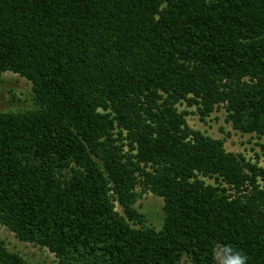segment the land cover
I'll use <instances>...</instances> for the list:
<instances>
[{
    "label": "trees",
    "instance_id": "16d2710c",
    "mask_svg": "<svg viewBox=\"0 0 264 264\" xmlns=\"http://www.w3.org/2000/svg\"><path fill=\"white\" fill-rule=\"evenodd\" d=\"M7 72L35 104L0 113V225L20 242L60 264H218L225 245L264 264V166L186 121L222 108L264 138V0H0ZM0 264L30 263L0 239Z\"/></svg>",
    "mask_w": 264,
    "mask_h": 264
},
{
    "label": "rangeland",
    "instance_id": "374dc122",
    "mask_svg": "<svg viewBox=\"0 0 264 264\" xmlns=\"http://www.w3.org/2000/svg\"><path fill=\"white\" fill-rule=\"evenodd\" d=\"M35 107L32 85L24 78L13 73L0 74V113L19 111ZM183 110L184 107H180ZM186 117L187 124L193 130L200 131L205 136L214 139H225V149L228 152L242 154L251 162H258L264 166V138L254 135H243L234 131L225 121L226 113L222 108L214 111L209 117L202 120L193 108ZM208 184L213 180L205 179ZM139 191V189H137ZM135 207L144 215L146 224L159 229L163 219V200L151 193L143 194ZM120 211V208L117 207ZM0 239L5 242L10 251L17 252L30 264H60L48 250L27 243L20 242L13 233L0 225ZM180 264H190L183 260Z\"/></svg>",
    "mask_w": 264,
    "mask_h": 264
},
{
    "label": "clouds",
    "instance_id": "9594fccd",
    "mask_svg": "<svg viewBox=\"0 0 264 264\" xmlns=\"http://www.w3.org/2000/svg\"><path fill=\"white\" fill-rule=\"evenodd\" d=\"M218 264H247V257L231 245H225L216 254Z\"/></svg>",
    "mask_w": 264,
    "mask_h": 264
}]
</instances>
